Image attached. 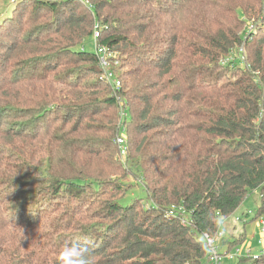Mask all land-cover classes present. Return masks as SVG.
<instances>
[{
  "label": "trees",
  "instance_id": "trees-1",
  "mask_svg": "<svg viewBox=\"0 0 264 264\" xmlns=\"http://www.w3.org/2000/svg\"><path fill=\"white\" fill-rule=\"evenodd\" d=\"M230 2L198 0L197 12L187 0L16 3L12 13L55 15L37 31L39 50H60L74 67L33 103L0 98V264H58L67 243L85 245L93 264H204L202 236L249 196L258 193L254 221L264 218V0ZM100 48L119 57L127 161L148 210L112 176L117 99ZM240 48L247 69L225 63ZM102 117L106 141L80 124ZM173 206L186 225L165 216ZM240 258L264 264V254Z\"/></svg>",
  "mask_w": 264,
  "mask_h": 264
},
{
  "label": "rangeland",
  "instance_id": "rangeland-1",
  "mask_svg": "<svg viewBox=\"0 0 264 264\" xmlns=\"http://www.w3.org/2000/svg\"><path fill=\"white\" fill-rule=\"evenodd\" d=\"M28 1L32 0H0V13L5 9V14L2 15V18L0 17V69L5 67L9 70L8 73H10L8 75H6V73L0 74V87L7 86L5 90L0 92V98L3 99L7 95V97L11 99L7 102L8 105H17L21 97L22 101L19 106L33 103L36 95L45 88L47 83L51 86L56 84L55 82L59 83V81L63 79L64 72L74 67V65L67 60L69 59L68 57L61 55L63 52L60 50H54L52 52L39 50L38 44L40 40L37 39L39 36V34L36 35L37 31L41 26H44L43 23L46 21V18L49 23H53L55 15L50 13L33 14L31 11L28 13L27 11L30 10V5H27L25 10H23L24 5H20L16 8L14 13H12L11 10L16 7L15 5L17 2ZM187 1H191V3L186 7H189L190 11L194 10V12H197V7H200V4H197L198 0ZM205 1L223 8H227L231 3L230 0ZM81 11L84 10L78 8L77 12L80 13ZM22 14L23 17L20 21ZM5 16H10L12 19L3 22L2 19ZM245 28L246 31L249 30L248 22ZM35 40L36 42H34ZM91 48L92 47L90 46L88 47V49L92 51ZM111 56V67L115 68L119 63L117 61L119 57L115 52H112ZM7 78L12 79L16 85L10 86ZM88 79L92 80L94 79V76L88 75ZM108 113L111 114L110 111ZM80 124L85 127L87 126V128H95L98 131L91 133L94 138H99L101 140L105 139L106 141V137L101 131H104L105 133V131L108 130V127H110V124L105 120V118H100V121L83 119ZM117 124L118 119L116 120L115 127ZM115 135L116 130L113 138ZM113 138L111 139V145L116 152L113 155L112 163L114 164V172L112 176L114 177L116 183H122L125 187L126 201L135 203L138 209L148 210L151 201L147 200L145 197L142 192L143 185L140 182L141 180L139 177H136L134 170L131 169V166L127 161L128 145L126 144V158L122 161V158H119L116 146L113 144ZM105 149L106 148H104V150ZM44 153L45 150L43 149L41 155ZM101 169L102 167L100 166L99 172ZM107 169L109 170V168ZM257 194L249 196L235 213L224 219L222 218L221 224L218 227V231H220L223 235V239L219 243L221 246V252L225 251L234 253L235 249L241 248V246H249L252 251L251 254L254 256L259 255L261 252V249L256 241L260 236L259 220H264V218L261 217L254 221L256 208L259 203ZM236 218H240L242 222H235ZM224 241L227 243H223ZM222 264H237V261L236 259L230 260L226 258Z\"/></svg>",
  "mask_w": 264,
  "mask_h": 264
},
{
  "label": "built area",
  "instance_id": "built-area-1",
  "mask_svg": "<svg viewBox=\"0 0 264 264\" xmlns=\"http://www.w3.org/2000/svg\"><path fill=\"white\" fill-rule=\"evenodd\" d=\"M254 25L252 23H249V30L246 31L247 33L249 31L253 30ZM100 66L103 70L102 73V79H104L106 82L110 84V86L113 88L114 96L117 99V107H118V124L116 129V135L113 138V144L117 148V152L119 154V158H122V161L126 158V152H127V135H126V122L128 120V113H127V106L122 101L120 97L117 96V93L120 90V82L115 78L113 72L111 71V52L107 49L100 48ZM236 57H235V56ZM238 57V58H237ZM233 63L234 65L240 66L243 69H247L248 65L246 63V60L244 58V52L243 48H240L237 50V53H234L233 56L231 55L229 58L225 60V63ZM233 67V66H231ZM151 207V204L149 205ZM188 214L185 213L184 209L182 207H171V209L167 210L165 213V216L167 217H177L179 219V222L181 225L187 224V216ZM235 222H242L240 218H236ZM244 223V220H243ZM260 225V236L257 239V244L259 245L261 252L259 255L264 254V220H259ZM205 250H206V256H205V263L204 264H222L223 261L228 258L230 260L233 259H239L240 257H253L256 259L258 257L252 255V251L247 247L241 246V248L235 249L234 253L231 252H221V246L220 242L223 239V235L218 229L213 235L204 234L202 236Z\"/></svg>",
  "mask_w": 264,
  "mask_h": 264
},
{
  "label": "clouds",
  "instance_id": "clouds-1",
  "mask_svg": "<svg viewBox=\"0 0 264 264\" xmlns=\"http://www.w3.org/2000/svg\"><path fill=\"white\" fill-rule=\"evenodd\" d=\"M58 264H93L89 249L79 243H67L58 253Z\"/></svg>",
  "mask_w": 264,
  "mask_h": 264
}]
</instances>
